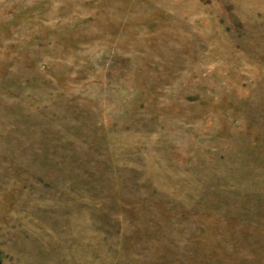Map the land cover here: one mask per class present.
<instances>
[{
    "label": "rangeland",
    "instance_id": "374dc122",
    "mask_svg": "<svg viewBox=\"0 0 264 264\" xmlns=\"http://www.w3.org/2000/svg\"><path fill=\"white\" fill-rule=\"evenodd\" d=\"M0 264H264V0H0Z\"/></svg>",
    "mask_w": 264,
    "mask_h": 264
}]
</instances>
